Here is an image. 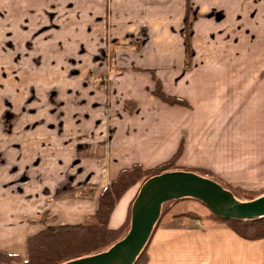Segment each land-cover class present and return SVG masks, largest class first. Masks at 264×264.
<instances>
[{
  "label": "rangeland",
  "instance_id": "rangeland-1",
  "mask_svg": "<svg viewBox=\"0 0 264 264\" xmlns=\"http://www.w3.org/2000/svg\"><path fill=\"white\" fill-rule=\"evenodd\" d=\"M189 1L195 60L183 67L186 0H0L1 224L23 217L9 212L24 208L29 186L33 212L48 203L46 216L53 221L64 214L56 207L62 188H77L74 174L83 180L93 168L99 190L106 161H92L88 151L126 139L119 114L128 95L147 104L154 97L150 73L133 68L158 66L168 91H187L192 84L215 88L230 83L233 73L263 68L264 0ZM219 73L224 76L215 83L205 80ZM165 208L164 217L219 226L205 219L211 209L200 201L181 199ZM38 226L30 223V231Z\"/></svg>",
  "mask_w": 264,
  "mask_h": 264
},
{
  "label": "crops",
  "instance_id": "crops-1",
  "mask_svg": "<svg viewBox=\"0 0 264 264\" xmlns=\"http://www.w3.org/2000/svg\"><path fill=\"white\" fill-rule=\"evenodd\" d=\"M186 4L187 0L182 8L184 12ZM182 47L184 67L185 45L182 44ZM192 47L194 50L193 41ZM194 58L193 55L190 66L194 65ZM141 69H155L165 90L185 97L192 108L170 105L156 96L147 104L145 100L140 102L138 97L128 95L124 101L136 100L137 106L128 112L123 101L119 115L124 119L125 128L121 131L126 133V139L120 137L118 145L114 139L110 142L106 140L100 151L91 148L88 151L92 161L101 158L106 161L101 171L108 175L103 184H99V190L97 184L92 183L99 174L93 168L83 180L79 178L80 174H74L73 178H77L74 186L77 188L70 187L64 191L68 187L62 188L56 207L64 214H56L53 221L46 216L48 203L41 204L38 214L33 212V195L29 186L23 196L24 208H19V213L17 208L9 212L14 219L16 214L23 217L16 222L0 223V249L25 257L27 237L40 228L85 222L94 213L102 188L116 177L121 168L136 162L146 168L153 167L170 159L182 141L184 150L177 162L178 169L206 168L222 182L245 189H258L264 185V66L259 72L233 73L228 84L215 83L224 76L219 73L205 79L213 80L215 88L209 83L201 86L192 84L187 91H168L165 76L156 65ZM153 88L149 87L148 92ZM83 182L87 186L82 188ZM139 189L140 185L133 186L117 203L109 221L111 228L120 227L126 221ZM41 193L45 196L47 192L41 190ZM89 207L91 210L88 212ZM189 218L168 214L164 218L167 221L163 219L148 243L147 264H264V238L245 239L228 226L206 227L200 224V220ZM17 223L21 227L18 228ZM30 223L31 227L33 223L42 227L30 231Z\"/></svg>",
  "mask_w": 264,
  "mask_h": 264
},
{
  "label": "trees",
  "instance_id": "trees-1",
  "mask_svg": "<svg viewBox=\"0 0 264 264\" xmlns=\"http://www.w3.org/2000/svg\"><path fill=\"white\" fill-rule=\"evenodd\" d=\"M193 20L194 11L190 1L187 0L183 28L187 67L190 66L193 57ZM132 70L150 73L154 82L152 94L163 102L170 105H182L192 108V104L185 97L170 94L165 90L163 81L155 69H141L136 67ZM136 106V100L127 99L124 101V107L128 112H132ZM183 150L184 141L181 142L177 152L170 159L153 167L146 168L141 163L136 162L128 167L121 168L116 177L102 188L96 203L94 214L89 221L46 226L39 229L28 236L27 254L25 257L18 253H12L0 249V262L5 264H61L108 249L117 240L121 239L130 228L131 208L133 202L129 208L126 221L117 228H111L109 226L112 212L120 199L130 188L137 184L141 186L150 177L168 170L178 169L177 162L182 155ZM195 170L198 171L197 173L206 177L213 178L215 176L206 168H196ZM221 184L230 189L237 198V192L242 193L244 199L241 200H253L264 195V185L258 189H245L240 186H234L230 183ZM181 199L197 200L191 197ZM181 199L172 200L166 203H174ZM166 203L163 205L161 217L155 228L158 227L165 218L164 216L167 213L165 208ZM186 213L188 212L183 213V215L198 217L195 213ZM205 219H209L217 223L216 225L219 226L224 224L225 226L232 228L238 235L245 239L256 240L264 238V216L253 217L250 219H226L211 211V214ZM147 246L139 254L134 264H147Z\"/></svg>",
  "mask_w": 264,
  "mask_h": 264
},
{
  "label": "water",
  "instance_id": "water-1",
  "mask_svg": "<svg viewBox=\"0 0 264 264\" xmlns=\"http://www.w3.org/2000/svg\"><path fill=\"white\" fill-rule=\"evenodd\" d=\"M186 197L201 201L226 219L264 216V195L240 200L213 178L183 169L168 170L150 177L140 186L131 208L130 228L123 238L102 252L61 264H134L152 237L163 205Z\"/></svg>",
  "mask_w": 264,
  "mask_h": 264
}]
</instances>
